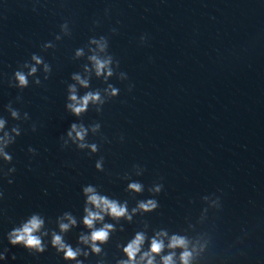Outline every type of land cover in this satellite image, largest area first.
<instances>
[{
	"label": "clouds",
	"instance_id": "9594fccd",
	"mask_svg": "<svg viewBox=\"0 0 264 264\" xmlns=\"http://www.w3.org/2000/svg\"><path fill=\"white\" fill-rule=\"evenodd\" d=\"M38 2V0H37ZM35 7L33 11H35ZM107 13V10H106ZM95 21L94 24H98ZM60 32L55 35V41L62 40L65 36L71 35L69 22L60 24ZM117 30L114 28L112 32ZM146 36H141V43L145 42ZM55 42L49 41L42 45V49H54ZM109 40L106 36L91 37L84 47L77 48L73 59L79 60L86 58L87 63L82 65V72H75L71 75L72 83L67 85V97L65 109L72 116L79 120L85 113L93 108L97 113H102L103 106L110 100L119 95V89L113 84L108 83L110 78L116 76L120 80H126L127 74L119 72V61L108 51ZM52 68L41 55L33 53L29 61L22 63L8 81L9 87L23 90L29 87L30 83L41 85L42 81L38 73L43 74V79H49ZM102 80L106 87L103 89H91L92 77ZM30 78L31 81H30ZM129 91L132 85H129ZM80 89H85L83 95ZM22 100L21 96L16 97V101ZM6 111L10 114L12 120L27 121L30 116L27 112L21 115L19 109L14 108L10 101L6 106ZM7 119L0 116V161L4 164H11L13 157L7 149L16 142V138L21 135L20 124L7 127ZM31 130L36 131V124L33 123ZM89 135H101V124L94 122L85 125L83 122H73L67 129L65 135L60 137L61 149L69 148L74 145L78 150H87L89 155L96 154L99 151V145L89 142ZM101 138L107 141L106 137ZM123 140V136L120 137ZM28 152L36 155V149L29 147ZM104 158L100 157L95 162L97 171H104ZM16 171L15 166L9 167L4 171L0 167V177L8 178ZM145 171L139 165H133V172L136 176H141ZM125 179H130L129 174H125ZM9 184L13 183L8 179ZM162 183H154L148 188V192L153 197L163 190ZM84 197L83 214L77 219L71 212L65 211L59 215L56 220V228L48 227L50 221L40 213H32L27 218L21 220L7 233V240L12 246H21L29 254L40 255L46 252L51 246L55 249L57 255L66 262V264H84L90 256L101 257L97 264H106L103 259L107 254L104 246L109 243L112 234L117 231H124L121 221L132 223L137 215L154 212L159 207V202L155 198L138 200L136 205L129 208L128 201H120L109 197L99 191L97 186L88 184L82 187ZM130 194L138 195L145 191V186L139 181H130L125 189ZM4 193L0 191V199H3ZM202 199L208 205L203 209V214H207L209 207L220 208L219 197L204 196ZM110 220L112 222H107ZM82 226L84 231H80L76 246L66 241L65 236L74 228ZM119 226V227H117ZM149 225L143 224L140 230L124 244L117 243L116 248L120 255L115 258V264H193V261L201 255L207 246V240L201 242V237H189L182 232L170 233L167 229H153L149 236ZM47 238V239H46ZM9 248L0 251V261L7 259ZM16 259V255L11 257ZM83 258V259H82Z\"/></svg>",
	"mask_w": 264,
	"mask_h": 264
}]
</instances>
